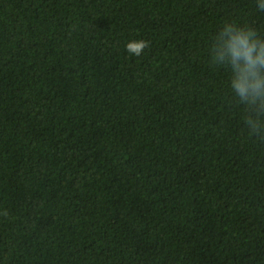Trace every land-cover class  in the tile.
<instances>
[{
	"label": "trees",
	"instance_id": "16d2710c",
	"mask_svg": "<svg viewBox=\"0 0 264 264\" xmlns=\"http://www.w3.org/2000/svg\"><path fill=\"white\" fill-rule=\"evenodd\" d=\"M226 22L264 35L257 0H0V264H264Z\"/></svg>",
	"mask_w": 264,
	"mask_h": 264
},
{
	"label": "clouds",
	"instance_id": "9594fccd",
	"mask_svg": "<svg viewBox=\"0 0 264 264\" xmlns=\"http://www.w3.org/2000/svg\"><path fill=\"white\" fill-rule=\"evenodd\" d=\"M257 6L264 11V0H257ZM146 46V41H134L126 47L139 56ZM210 64L231 71L233 102L247 113L249 135L264 142V35L253 27L226 22L213 37ZM0 215L7 217L8 212Z\"/></svg>",
	"mask_w": 264,
	"mask_h": 264
}]
</instances>
